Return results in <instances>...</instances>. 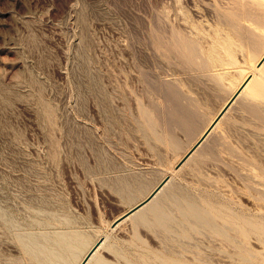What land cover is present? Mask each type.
<instances>
[{"label": "rangeland", "instance_id": "1", "mask_svg": "<svg viewBox=\"0 0 264 264\" xmlns=\"http://www.w3.org/2000/svg\"><path fill=\"white\" fill-rule=\"evenodd\" d=\"M238 11L234 0H0V264L46 260L19 236L51 248L43 233L70 231L91 244L104 234L106 264H227L224 242L231 264H264L249 225H264V73L200 161L172 171L264 50L234 36ZM171 171L158 216L111 226Z\"/></svg>", "mask_w": 264, "mask_h": 264}, {"label": "bare ground", "instance_id": "2", "mask_svg": "<svg viewBox=\"0 0 264 264\" xmlns=\"http://www.w3.org/2000/svg\"><path fill=\"white\" fill-rule=\"evenodd\" d=\"M234 2H235V8L239 7L238 15L240 18L239 21L233 25V28L236 30L234 36L237 37L238 39L244 41V43H246V45H254L260 49V47L264 45V36L263 35L261 36V31H262V28L264 27V0H249L246 5H244L240 0H234ZM224 42H225V46L228 49L231 48V45H232L231 39H226ZM214 60H216V59L214 58L213 61ZM256 73H260V74L264 73V50L261 53L260 57L253 64L251 71L243 79V81H245L246 79L249 78L248 81L245 83V85L242 87V89L237 93V91H238L239 87L241 86V84L243 83V81L240 83V85L236 88V90L232 93V95L227 99V101L220 108L219 112L226 106V104L229 102L231 97L236 94V96L231 101V103L229 104L227 109L223 112V114L219 117V119L214 124H213V122L215 121L216 116L219 114V112L208 123V125L202 130L199 138L195 142V143H198V145L190 153V155L183 161V163L176 168V164L190 150V148H191L190 147L186 151V153L172 166V171L179 170L183 165L189 164L190 162L196 163V162L200 161L198 159L203 157V155L205 154V152L207 151V149L209 147V145L207 143H208V141H210V137H211L213 131L215 130L217 125L220 123V121L223 119L227 110L231 107V105L241 95L242 91L248 85H250L252 83L251 81L254 78ZM196 160H198V161H196ZM172 171L170 173H167L164 176V178H162V180L142 199V200L145 199V201L139 208H137L135 211H133L131 214H129L125 218L118 221L116 224L111 223V226L116 227L119 223H121L122 221H124L125 219H128V218H132L135 221V223H138V222L143 221L146 218V216L149 214H154V215L158 216L160 214L159 213L160 202L162 201L163 197L168 194L167 188L169 186V181H170L171 176H172ZM263 185H264V182L262 183V186ZM142 200H140L139 202H141ZM139 202H137L136 204H138ZM186 209L189 211L191 208L189 206V209L188 208H186ZM249 225H250V228L254 232L258 233L261 236H264V225L262 223L250 222ZM221 232H224V230H222ZM243 233L245 234V232H243ZM30 235L31 234L29 233L28 235L25 234V235L19 236V239H20V242H21L22 246L24 247L25 251L29 255L36 256L39 254V256L46 259L44 261L41 259L42 262H39V264H57V263H60V261L64 260V254L72 255L71 256L72 257V264H106L103 257H101L98 254L99 249L101 248V246L104 243V240L106 238V236L104 234L98 237V239L100 237H102L103 240L93 250V252L89 255V257L87 259H86L87 253L92 248V246L97 242L98 239L94 243L91 244L89 242V240L84 239L82 234L77 232V231L56 232L52 235H49L47 233H43L42 236L44 239L45 238H52L54 246L51 248H47L44 246H41L39 248H35L34 242L32 240H30V238L32 237V236L29 237ZM229 236L231 238H233V236L230 233H229ZM216 241H218V240H216ZM224 244H225V250H226V257L228 260L227 264H231V260H232V258H234L233 246L229 242H224ZM199 249H201V248H199ZM193 252L195 254L201 253L200 250H198V251L196 250ZM196 258L200 259L198 257H196ZM85 259H86V261H85ZM178 264H189V263H185V262L182 263L181 262Z\"/></svg>", "mask_w": 264, "mask_h": 264}, {"label": "water", "instance_id": "3", "mask_svg": "<svg viewBox=\"0 0 264 264\" xmlns=\"http://www.w3.org/2000/svg\"><path fill=\"white\" fill-rule=\"evenodd\" d=\"M249 79V78H248ZM248 79H246L245 81H243V83L241 84V86L239 87L237 93L242 89V87L245 85V83L248 81ZM236 96L233 95L231 97V99L229 100V102L226 104V106L219 112V114L216 116L215 121L213 122V124L219 119V117L223 114V112L227 109V107L229 106V104L231 103V101L234 99V97ZM198 145V143H195V145H193L190 150L180 159V161L176 164V168L181 165L183 163V161L190 155V153L195 149V147ZM145 199L142 200L141 202H139L138 204L134 205L133 207H131L130 209H128L126 212H124L122 215H120L118 218H116L112 224H116L118 221H120L121 219L125 218L126 216H128L129 214H131L133 211H135L137 208H139L143 203H144ZM103 240L102 237H100L97 242L92 246V248L89 250V252L87 253V257L86 259L89 257V255L93 252V250L99 245V243ZM85 259V261H86Z\"/></svg>", "mask_w": 264, "mask_h": 264}]
</instances>
